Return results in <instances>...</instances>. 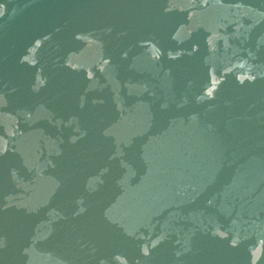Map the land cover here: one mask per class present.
Returning a JSON list of instances; mask_svg holds the SVG:
<instances>
[{
	"label": "water",
	"instance_id": "water-1",
	"mask_svg": "<svg viewBox=\"0 0 264 264\" xmlns=\"http://www.w3.org/2000/svg\"><path fill=\"white\" fill-rule=\"evenodd\" d=\"M0 264H264V0H0Z\"/></svg>",
	"mask_w": 264,
	"mask_h": 264
}]
</instances>
